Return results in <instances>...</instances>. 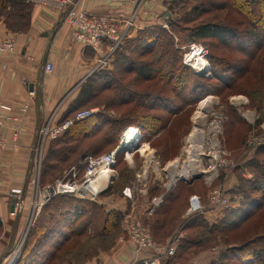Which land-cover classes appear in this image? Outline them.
<instances>
[{"label":"trees","instance_id":"16d2710c","mask_svg":"<svg viewBox=\"0 0 264 264\" xmlns=\"http://www.w3.org/2000/svg\"><path fill=\"white\" fill-rule=\"evenodd\" d=\"M197 2L171 1L167 9L171 15L178 16L167 18L169 27L154 24L138 29L115 47L104 67L94 70L81 82L59 122L72 117L78 110L91 106L97 105L104 111L75 121L60 136L44 142L39 175L41 184L52 181L72 166H78L82 173L83 159L87 155L100 156L105 149L116 147L125 127H137L140 139L151 142L162 127H165L168 116H175L183 107L195 101L194 96L205 90L206 85H209V90L212 88L215 91V87L234 83L248 69L250 63L246 66L242 60L224 61L209 52L212 44H203L207 49L206 59L214 70L213 80H204L183 63L181 46L200 43L199 40L208 38L227 44L234 41L233 46L242 50L241 59H244L245 54L251 57L254 46L264 45V26H260L264 17V1L235 0L238 3L233 6L243 16V20L237 21L235 25L204 20L197 22L199 14L205 10V1ZM225 6L226 4L220 8ZM31 10L29 0H0V19L14 33H23L29 29ZM165 89L172 90L173 93L177 90L176 96L166 95L168 91ZM242 124L249 127L246 123ZM256 153H264V143L256 147ZM123 156L122 151L117 152L114 167L119 166ZM262 166L263 163L254 156L249 168L255 169V177L233 187L232 193H238L241 199L237 204L223 208L218 219L209 221L204 213L182 219L180 230L188 235L179 240L174 254L164 264H174L191 246L204 248L223 236L225 241L231 239V233L250 221L254 215L257 216L250 221L251 230L247 233L253 237L245 236L239 241L240 245L226 248L211 264H264V233L256 235L264 224ZM124 169L121 168L118 179L107 187L103 195L126 197L122 190L131 183L133 176L124 172ZM195 180L189 183L180 180L175 186L181 185L185 189ZM174 189L164 198V203L169 201L165 208L162 211H158L159 208L155 210L154 214L164 215L163 218H157L150 224L151 233L158 241L169 236L178 222L171 204L178 197L174 194ZM103 207L95 201L69 195L53 196L43 205L28 228L14 264H73V257L60 253L71 240L86 233L99 212L103 214L100 230L106 234V238L100 240L113 239L123 212ZM1 224L0 218V227ZM230 259L238 261L232 263Z\"/></svg>","mask_w":264,"mask_h":264},{"label":"rangeland","instance_id":"374dc122","mask_svg":"<svg viewBox=\"0 0 264 264\" xmlns=\"http://www.w3.org/2000/svg\"><path fill=\"white\" fill-rule=\"evenodd\" d=\"M171 1L173 0H164L165 12L156 17L158 22L154 21V24L169 27L166 23L167 18H175L178 16L177 14L171 15L167 9V6ZM197 1H205L203 3L205 10L199 14L197 22L204 20L219 24L235 25L237 24V21L243 20L242 13L233 6L234 3H238L235 2V0L231 3L229 0H194V2ZM223 2L226 6L220 8L225 5ZM166 13H168V15H166ZM260 26H264V17L261 19ZM137 30L138 29L135 31ZM198 42H200L198 44L202 43L201 45L204 48H206L204 45H207L208 43L212 44V49L210 48L209 52L216 57L219 56L220 58H223L222 60L224 61L242 60L246 63V66L249 63L250 65L248 66V69L246 68L247 70L244 71L232 84L215 87V91L212 88L209 90V85H206L205 90L199 91V94L194 96V98H196L195 101L188 106L183 107V109L177 112L175 116H168L169 120L166 122L165 127H162L161 132L158 136L153 138L151 142L141 140L142 142L140 145L136 147L138 151L131 155L123 156L122 160L118 163L119 166L113 168L110 184H113L118 179V172L121 171V168H125L123 171L134 177L133 179L130 178L131 183L129 184V186L133 187L131 198H129L131 201H129L128 205H125V207L123 206V200H105L106 197H110L102 194L107 189L101 192L98 199L95 200V202L102 204L104 209L117 210L120 208L118 210L123 212L121 222L115 229V236H113L114 238L111 240H100L105 239L106 234L100 230L103 214L99 212L98 216H96V221L94 220L91 223L87 228L86 233L74 238L62 249L60 255L63 254L64 256L65 254H69L68 257L70 256V258H74L72 261L73 264H75L76 261L77 264H107L105 259L106 256L114 250L116 244H119V242L122 243V240L124 239L126 240V215L130 213L143 217L146 212L145 209L147 208L148 201L152 197L158 196L161 193H165L164 196H166L170 190L176 187L175 185L172 187L173 181L170 179L172 174H174L175 177L176 175H179L182 181L190 180L193 175L199 174L200 177L197 178L198 180L194 179L195 181L189 184L185 189H182L181 185H177L174 189V194H177L178 197L176 198V201L171 204L173 207V214L175 217L178 216V222L171 234L161 240L163 242L169 239L170 236L180 235L181 239L188 235L185 231H181L180 227L182 225L183 216L189 206V199L192 195H198L202 198L204 204L207 205V199L212 190L221 186L224 188V194L229 198L226 206L237 204L241 199V196L238 195V193H232V190L236 185L243 184V181L251 180L255 177V169L249 168L252 163V158L256 156L258 160L263 163L262 167H264V153L255 154L256 147L264 143V45L254 46L252 56L250 57L248 55L247 57L245 54L244 59H241L243 57L241 55L242 50L241 48L233 46L234 41L227 44L219 42L217 39L208 38L204 41L199 40ZM181 47L184 55L188 46ZM93 55L95 57L97 56L94 52ZM190 63L195 67L190 66L192 70L204 80H213L214 70L207 59L205 61L206 70L204 72L199 70L200 65L193 62ZM138 88L141 89V87ZM166 91L168 92L165 94L170 97H173L174 95L176 96L177 94V90H174V93L172 90L167 89ZM160 92L161 91H159V93ZM208 96H210V98H208V104L206 105L207 110L205 109L203 113L205 116L199 117L195 120L196 127L201 131L203 130V139H200L198 136V139L196 138L194 142H189L187 137L194 125L193 115L197 110L199 102ZM93 107H98L99 111H104L102 107L97 105L84 109H90ZM116 116L118 115L116 114ZM238 121L241 123L238 124ZM242 123H246L249 127ZM128 127H125L123 131ZM113 149H115V147L107 150L105 149L100 155ZM31 156H33V154H31ZM193 158H195V160H193ZM149 159L152 160L150 164L148 162ZM170 163L173 165L168 167V164ZM145 165H147V170H144L145 175L142 177L143 167ZM189 168L191 169V172L193 171L192 173H189L190 175L182 177V175L178 174L179 172H182V170ZM257 168L258 167H256V170ZM31 173L32 159L28 179L31 178ZM176 179L178 180V178ZM29 182L30 180H28V184ZM167 184L170 185V189L168 188V190H166ZM29 191L30 193L27 194L28 199L25 198V195H21L22 203L18 208L20 211L23 209L25 203L28 206V210L30 208L31 187L29 188ZM168 203V200L164 203L163 199V202L157 207L159 208L158 211H162ZM219 208L214 207L212 210L221 212L223 209ZM19 212L15 215L9 214L12 219L7 221V224L9 225V230L7 231L3 229L4 222L1 219L0 245L2 246V254L0 253V264L8 263L5 261L17 244L21 243L23 245L28 231L27 228L33 224V222L29 224L28 219L26 218L25 224H22L23 226L21 225V227H19L18 225H20V221L17 218ZM154 213L155 211L145 219L150 232V224L157 218L161 219L164 216H159ZM256 216L257 215L252 216L249 220H255ZM214 217L215 218L212 219L219 218V216H215V214ZM250 221L245 223L238 230L233 231V233H231V239L227 241L224 240L225 236H223L222 238L219 237L218 241H213L204 248L191 246L188 252H186L180 260L185 261L190 258L193 260V263H197L201 262L202 258L205 256H215L216 258L226 248H233L236 245H240L239 241L245 236H252V234H247L251 230L252 224ZM21 230L26 232L23 233ZM263 233L264 224L256 235ZM151 235L155 240L157 239L152 233ZM156 241L162 243L161 241ZM105 244L106 247H104ZM236 260L238 261V259H230V262L233 263L236 262ZM11 264H14V262Z\"/></svg>","mask_w":264,"mask_h":264},{"label":"crops","instance_id":"0c3cea01","mask_svg":"<svg viewBox=\"0 0 264 264\" xmlns=\"http://www.w3.org/2000/svg\"><path fill=\"white\" fill-rule=\"evenodd\" d=\"M163 2L164 0H141L133 31L154 25V21L158 22L156 17L165 12ZM31 4V23L26 32H11L0 19V40L11 36L15 41L13 54L0 55V104L11 105L14 112H18L24 103L28 104L24 113L20 114L21 128L17 140L13 141L10 132L6 131L7 147L0 151V218L4 222L5 231L9 230L7 221L12 219L10 215L20 211L10 214V188L22 187L26 199L30 193L28 178L31 154L37 143L39 126L52 113L55 122L61 120L79 85L91 74L89 72L95 62L93 51L72 36L70 27L64 23L65 13L57 8L53 0H36ZM79 5L91 14H105L110 17H127L134 7L128 3L104 0H79ZM46 63L51 65L49 71L44 68ZM108 196L110 197L105 200H123V206L131 201L127 196ZM28 212L25 203L17 216L19 227L25 224ZM214 214L220 216L222 212L206 210L203 215L213 221ZM1 251L0 245V253ZM132 257L131 246L124 239L122 243L116 244L105 259L107 264H128ZM214 259L215 256H205L197 263H193L190 258L185 261L177 259L174 264H211Z\"/></svg>","mask_w":264,"mask_h":264},{"label":"built area","instance_id":"2783aa9c","mask_svg":"<svg viewBox=\"0 0 264 264\" xmlns=\"http://www.w3.org/2000/svg\"><path fill=\"white\" fill-rule=\"evenodd\" d=\"M29 1L35 2L36 0ZM104 1L123 4L128 3L132 6L134 5V7L131 14L127 17H110L105 14H91L79 5V0H53L57 8L65 13L64 23L70 27L72 36L97 55L89 73L104 67L108 63L110 55L115 47L133 32L135 28V15L141 2V0ZM14 52L15 41L11 36H7L0 40V55H10ZM206 56L207 49L201 44L194 42L188 45L183 55V62L186 65L194 67L190 62L199 65L198 59H206ZM44 68L46 71H49L51 68L50 63H46ZM205 70L206 67L200 71L204 72ZM27 106L28 104L24 103L19 107L18 112H14L11 105L0 104V151L7 147L6 131L10 132L13 141L17 140L21 128L20 114L24 113ZM98 112V107L81 109L72 117H68L61 122H55L54 113H52L39 126L37 130V143L33 148L32 173L29 179L31 187L30 208L27 216L29 224L35 220L43 205L55 195L64 194L78 199L90 201L97 200L101 192L106 190L111 183V174L116 163L117 152L122 151L124 155H131L138 151L136 147L140 145L142 141L137 138L136 128H134V126L128 127L122 132L120 142L115 149L97 157L87 155L82 161V173L79 172L78 166H72L61 176L46 184H41L39 175L44 142L48 139L52 140L60 136L75 121L87 118ZM129 136L130 138L128 139ZM127 141L132 142L126 145ZM148 162L150 164L152 160L149 159ZM146 166L147 165L143 167L142 177H144L145 171L147 170ZM108 168L111 169L110 173L108 172L107 174L108 177L104 180L100 179L101 173L105 172ZM179 180L181 179L178 178V180H173L172 187ZM168 188L170 189L169 184H167L166 190H168ZM132 191L133 187L127 186L122 190V193L128 198H131ZM10 194L12 198L10 214H14L19 211L18 208L22 203L21 195H24V191L22 187H14L10 189ZM164 195L165 193H161L148 201L147 208L145 209L146 212L143 217L130 213L126 215V240L129 242L133 253V257L128 264H164V260L174 254L180 240V235L172 236L165 242L159 243L152 237L150 229L145 222L147 216L151 215L158 205L163 202ZM228 199L229 198L224 194V188L221 186L212 190L207 199V205L204 204L202 198L198 195H192L189 199V206L183 219L186 220L196 214H202L208 209H214V207H221L219 209H223ZM24 232L26 231H23V233ZM21 245L22 244L19 243L14 247L12 253L5 261L6 263L8 262L7 264H11L15 261L22 247Z\"/></svg>","mask_w":264,"mask_h":264},{"label":"bare ground","instance_id":"6f19581e","mask_svg":"<svg viewBox=\"0 0 264 264\" xmlns=\"http://www.w3.org/2000/svg\"><path fill=\"white\" fill-rule=\"evenodd\" d=\"M205 61H206V59H202V58H199L198 59V63H199V65H200V67H199V69L200 70H202L203 68H205L204 66H205ZM208 98H210V96H208V97H206L204 100H202L201 102H199V105H198V107H197V110L195 111V113H194V115H193V119H194V125H193V127H192V129L190 130V133L188 134V137H187V140L189 141V142H194V140L199 136V138L200 139H203V136H204V133H203V130L201 131L199 128H197L196 127V119H198L199 117H204L205 115H203V113H204V111H205V109H206V105L208 104ZM212 102V101H211ZM212 104V103H211ZM209 109V108H208ZM207 110V109H206ZM134 128H136V134H137V138L138 139H140V133H139V130H138V128L137 127H134ZM130 138V136L128 137V139ZM198 139V138H197ZM132 141H127L126 142V145L128 144V143H131ZM216 143V142H215ZM200 144H201V142H200ZM199 145V144H198ZM216 148H217V146H216ZM201 149V148H200ZM199 157V156H198ZM193 160H195V158H193ZM171 165H173V164H168V167H170ZM196 166V165H195ZM110 170L111 169H107L105 172H102L101 173V177H100V179H106V177H108L107 176V174H108V172L110 173ZM191 169L189 168V169H185V170H182V172H179L178 174H180V175H182V177L183 176H188V175H190L189 173L191 172L190 171ZM194 170V169H193ZM193 172V171H192ZM191 172V173H192ZM103 176V177H102ZM176 178H180V176L179 175H176V177H175V175L174 174H172L171 176H170V179L173 181V180H175Z\"/></svg>","mask_w":264,"mask_h":264},{"label":"water","instance_id":"95a60500","mask_svg":"<svg viewBox=\"0 0 264 264\" xmlns=\"http://www.w3.org/2000/svg\"><path fill=\"white\" fill-rule=\"evenodd\" d=\"M166 15H168V13H166ZM198 73H200V72H198ZM201 74H202V72H201ZM31 87H32V86H31V84H30L29 88H31ZM199 177H200L199 174H198V175H193V176L191 177L190 180H184V182L189 183V182H191L192 180L197 179V178H199ZM11 208H12V206H11Z\"/></svg>","mask_w":264,"mask_h":264}]
</instances>
